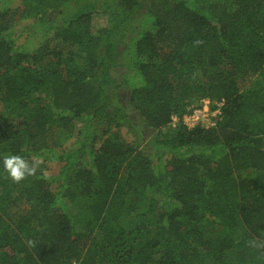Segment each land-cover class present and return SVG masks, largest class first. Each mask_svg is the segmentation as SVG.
<instances>
[{
	"label": "trees",
	"instance_id": "obj_1",
	"mask_svg": "<svg viewBox=\"0 0 264 264\" xmlns=\"http://www.w3.org/2000/svg\"><path fill=\"white\" fill-rule=\"evenodd\" d=\"M0 264H264V0H0Z\"/></svg>",
	"mask_w": 264,
	"mask_h": 264
},
{
	"label": "clouds",
	"instance_id": "obj_2",
	"mask_svg": "<svg viewBox=\"0 0 264 264\" xmlns=\"http://www.w3.org/2000/svg\"><path fill=\"white\" fill-rule=\"evenodd\" d=\"M2 163L8 178L14 183H19L28 176L35 175L38 167L36 162H30L20 155H5L2 158Z\"/></svg>",
	"mask_w": 264,
	"mask_h": 264
},
{
	"label": "built area",
	"instance_id": "obj_3",
	"mask_svg": "<svg viewBox=\"0 0 264 264\" xmlns=\"http://www.w3.org/2000/svg\"><path fill=\"white\" fill-rule=\"evenodd\" d=\"M201 101L211 104L212 102L204 98ZM223 100L216 101L215 108L210 109V112L206 111L205 107H202L201 105L193 106L192 109L183 115V122L188 125L189 127H192L194 125H204V126H210L215 125L217 122V118L220 115V107L223 105ZM178 118L174 115L173 116V122H176Z\"/></svg>",
	"mask_w": 264,
	"mask_h": 264
},
{
	"label": "rangeland",
	"instance_id": "obj_4",
	"mask_svg": "<svg viewBox=\"0 0 264 264\" xmlns=\"http://www.w3.org/2000/svg\"><path fill=\"white\" fill-rule=\"evenodd\" d=\"M215 103H216V101H215ZM215 103H212V104L214 105ZM198 105H201L202 107H205L206 111H208V112H210V109H213V105L211 106V104L209 105V104H207V103H205L203 101H199L196 104V106H198ZM121 134H124L125 136H127L128 139H132V136H133L132 134L126 133V129L125 128H122ZM56 167H57V165L55 166V168ZM74 206L76 207V209L79 208V206H77V205H74Z\"/></svg>",
	"mask_w": 264,
	"mask_h": 264
}]
</instances>
